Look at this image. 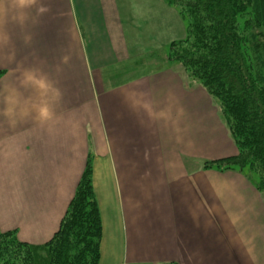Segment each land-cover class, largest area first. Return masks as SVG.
<instances>
[{
    "label": "crops",
    "instance_id": "1",
    "mask_svg": "<svg viewBox=\"0 0 264 264\" xmlns=\"http://www.w3.org/2000/svg\"><path fill=\"white\" fill-rule=\"evenodd\" d=\"M25 11L23 23L0 19L9 36L0 44V92L32 68L60 95L47 122L33 113L12 127L0 117V230L49 242L91 157L99 264H264L261 194L237 172L198 170L203 157L237 154L200 87L166 68L103 86L98 108L78 104L91 77L116 78L101 76L130 61V43L182 40L178 11L165 0H32ZM22 92L42 100L38 89Z\"/></svg>",
    "mask_w": 264,
    "mask_h": 264
},
{
    "label": "trees",
    "instance_id": "2",
    "mask_svg": "<svg viewBox=\"0 0 264 264\" xmlns=\"http://www.w3.org/2000/svg\"><path fill=\"white\" fill-rule=\"evenodd\" d=\"M166 1L187 21V38L171 43L169 62L182 65L219 103L239 150L207 166L264 177V34L253 31L264 29V0ZM248 12L252 20L242 22ZM102 232L89 157L54 237L32 245L15 230H0V264H99Z\"/></svg>",
    "mask_w": 264,
    "mask_h": 264
},
{
    "label": "rangeland",
    "instance_id": "3",
    "mask_svg": "<svg viewBox=\"0 0 264 264\" xmlns=\"http://www.w3.org/2000/svg\"><path fill=\"white\" fill-rule=\"evenodd\" d=\"M171 8L174 9L173 6H171ZM177 13H179V12H177ZM242 18H243L242 22L245 20L251 21L253 18V15L250 12H248ZM183 20L185 21L184 23L186 24V35L183 38V39H185V38H187V21L184 18H183ZM249 29H251V27ZM253 31H255V34H258L260 32L264 34V29L255 28V29H253ZM141 45L138 43H136L134 45L132 43H130V49H129L130 61L128 63L122 64L120 66L113 67L110 69V71H106V72L102 73V76H101L102 79L107 77L106 74L108 75V73H109V75H112L115 73L116 78L113 76L114 79H111V80L109 79L110 81L105 83L107 85H104V83H102L100 81H96L95 78L91 77L90 81H89V95L87 96L84 93L82 95V98H80V100L78 101V104L84 105V106L89 105L91 108H98V104H99V97H98L99 95L98 94L100 92L99 89H103L104 88L103 86L115 88L119 84H125V82H127L131 79H134V78L136 79L138 77L144 76V74L148 75L149 73L156 72L159 70H163L166 68H168L169 70H172V71H174V70L178 71V72L180 71V75L184 77L187 85H189V84L191 86L195 85L196 87L198 86L201 88L202 104H203V106L204 105L209 106L208 108L211 112V119H213V123H215V121L217 122L216 125L218 126V129H216V130L224 129L223 130L224 134L227 135L229 137V139L233 142V144L235 146V151L237 152V154H235L233 156L219 157V159H208V158L203 157L200 164H198V166H197L198 170L201 172L215 171L217 173H225L228 171L237 172V173L241 174L261 194V196L264 199V182H262V180H264V177L258 171L248 170L244 174L238 170L220 171L217 168H211L210 166H207V163H213V162L221 160V159L235 157L239 154V150H238V147L234 141V138L231 135V133L228 129V126L226 125V123L222 117L221 107H220L219 103L208 94V92L204 89V87L201 84H199L198 80L194 79L191 75H189L185 71V69H184V67H182V65H180L179 63L169 62L171 43L169 45L161 44V43L160 44L157 43V45H155V44H147V46L146 45L141 46ZM113 70H114V72H113ZM84 88H85V86H84ZM95 116H96V111L91 110V124L93 121L92 117H95ZM217 119L219 121H217ZM94 121L97 122L95 120V118H94ZM206 124H208V123H206ZM220 128H222V129H220ZM217 149H218V152L220 153L221 147L219 144L217 145ZM162 264H179V263L178 262H165Z\"/></svg>",
    "mask_w": 264,
    "mask_h": 264
},
{
    "label": "clouds",
    "instance_id": "4",
    "mask_svg": "<svg viewBox=\"0 0 264 264\" xmlns=\"http://www.w3.org/2000/svg\"><path fill=\"white\" fill-rule=\"evenodd\" d=\"M32 0H0V19L7 14L11 21L23 23L26 19V9L31 6ZM30 37H25L27 42ZM8 34L0 29V44L8 43ZM35 88L42 94L39 104L31 103L23 96L22 89ZM59 89L46 75L37 69H24L18 85H9L0 92V117L7 120L12 127L35 113L40 122H47L53 118L51 104L59 98Z\"/></svg>",
    "mask_w": 264,
    "mask_h": 264
}]
</instances>
